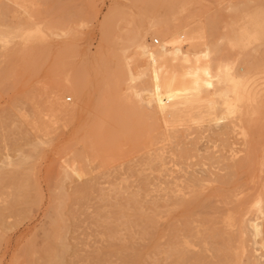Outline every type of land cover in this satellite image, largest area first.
Masks as SVG:
<instances>
[{"label": "rangeland", "instance_id": "374dc122", "mask_svg": "<svg viewBox=\"0 0 264 264\" xmlns=\"http://www.w3.org/2000/svg\"><path fill=\"white\" fill-rule=\"evenodd\" d=\"M156 152L202 179L198 208L156 212ZM259 198L264 0H0V264H121L180 229L186 264H264Z\"/></svg>", "mask_w": 264, "mask_h": 264}, {"label": "bare ground", "instance_id": "6f19581e", "mask_svg": "<svg viewBox=\"0 0 264 264\" xmlns=\"http://www.w3.org/2000/svg\"><path fill=\"white\" fill-rule=\"evenodd\" d=\"M148 41H149V39L148 38H145L144 36H143V38H139V42H138V48L142 51V56L143 57H145V58H150V57H152V55L150 54L152 51L151 50H149V47H148ZM155 42H158V44H159V40L158 39H154V43ZM147 48V50L146 51H144V49H146ZM159 53H161L162 55H167L168 54V48H167V45L166 44H162L159 48ZM151 63H154V59H152L151 58V60H149ZM151 71H152V68H149V67H145L143 70H142V74L143 75H151ZM223 76V75H222ZM230 77V76H229ZM228 77V78H229ZM226 82V81H225ZM229 82H232L233 84H235L236 83V81L234 80V79H232L231 78V80L229 81ZM60 93H68L69 95H68V97H70V96H74L75 98L77 97V95L73 92V89H72V86L71 85H62L61 87H60ZM70 100H72V98H70L69 99V101ZM77 100V99H76ZM52 106H53V108L54 109H56V110H60V111H70L71 109H73V108H75L76 106H77V103H76V101L74 102V103H72V104H66L65 102H60L59 100H55L54 102H53V104H52ZM180 151H182V150H180ZM184 151V150H183ZM189 151H191V150H189ZM210 151V150H209ZM158 152H160V151H158ZM158 152H156V153H154V166L152 167V170H153V174H154V181H155V183H156V185L154 186L155 187V194L152 196L153 198H154V209L156 210V212H158V211H165L167 214L170 212V211H172L173 209L175 210V208L177 207V205H179V204H181V205H183V206H185V209L184 210H186V209H189V208H192V209H194L195 207H197L198 208V204H196L198 201H199V198H201V201H202V197L205 195L204 193H203V191H204V187H203V183L202 182H200V181H202V179H199L198 177H195L194 175L196 174L195 172H193V173H195L194 175H191V178H187L186 179V177H184L183 178V180L181 179V180H178L177 179V175H175L174 176V174H176V172H178V175L180 174V171L178 170V171H176V166H179V165H177L179 162L178 161H176L175 162V158H174V154H171V155H169V156H165L166 154L165 153H158ZM192 152V151H191ZM204 152V151H203ZM211 152H212V150H211ZM182 153V152H181ZM195 153V152H194ZM179 154V153H178ZM199 154V153H198ZM204 154L206 155V153L204 152ZM168 155V154H167ZM187 155H188V153H187ZM196 156H197V154H195ZM195 155H190L191 157L192 156H195ZM207 155L208 156H210L209 155V153H207ZM212 155H213V153H212ZM190 156H187L186 157V159H188ZM198 156H200V155H198ZM181 157V156H180ZM212 157V156H211ZM215 157V155L213 156V158ZM219 157V156H218ZM177 158V157H176ZM183 158V157H182ZM198 158V157H197ZM217 158V157H216ZM192 159V158H191ZM207 159V158H206ZM215 159V158H214ZM218 159V158H217ZM216 159V160H217ZM200 160H202V159H200ZM185 160H183V162H184ZM178 162V163H177ZM181 162H182V159H181ZM210 162V161H209ZM175 163H177V164H175ZM187 162L185 161V164H186ZM197 163H199V164H201V162H197ZM203 163V162H202ZM189 164V163H188ZM196 164V163H195ZM198 164V165H199ZM204 164V163H203ZM213 164H215L214 162H213ZM202 165V164H201ZM210 165H211V162H210ZM217 165V164H216ZM185 166V165H184ZM188 166V165H187ZM192 166V165H191ZM200 166V165H199ZM213 166V165H212ZM189 167V166H188ZM204 167V166H203ZM211 167V166H210ZM181 168H182V171L185 169V168H183V165L182 166H180V170H181ZM194 168V167H193ZM193 168H192V170H193ZM196 169H198V167L196 168ZM202 170V169H201ZM204 170V169H203ZM194 171V170H193ZM211 171V170H210ZM213 171V170H212ZM187 172V171H186ZM190 172V171H189ZM207 172V171H206ZM182 173V172H181ZM186 174V173H185ZM192 174V173H191ZM201 174H202V172H201ZM200 173H199V175H201ZM207 174V173H206ZM199 175H197V176H199ZM203 175V174H202ZM148 176V175H147ZM151 176V175H150ZM145 177V176H144ZM204 178H207V177H205V176H203ZM202 177V178H203ZM204 178H203V180H204ZM185 179V180H184ZM178 180V181H177ZM205 181V180H204ZM207 182V181H206ZM205 182V183H206ZM203 187V188H202ZM211 194V193H210ZM214 194V193H213ZM213 194H211V196L213 195ZM182 198V199H181ZM181 199V200H180ZM185 201V203L186 204H184L183 202ZM182 202V203H181ZM202 203V202H201ZM153 204V203H152ZM180 206V205H179ZM190 206H194V207H190ZM203 206V205H202ZM256 207V206H255ZM254 207V208H255ZM257 207H258V211H260L263 207H264V199L263 198H259L258 200H257ZM179 208V207H178ZM177 210V209H176ZM263 210V209H262ZM198 212V211H197ZM155 213V212H154ZM200 214H201V212H200ZM158 215H160V214H157V216ZM202 215V214H201ZM159 217V216H158ZM158 217H157V219H158ZM249 219V218H248ZM239 221L241 222V225L243 226V228H245V225L247 224V226H248V228H249V226L252 228L253 227V230L254 229H259V225H258V223H256L254 220H245L244 218H240L239 219ZM255 222V223H254ZM170 226H172V224L170 225ZM173 229H171V227H170V229L171 230H173V232L175 233L176 231H174V230H176L177 228H174V227H172ZM169 229V230H170ZM155 230V229H154ZM154 230H152V231H148V230H146V228H142L141 230H140V232L141 233H139V231L137 232L136 230L135 231H130V233H129V230H128V233H129V235L131 234V232L133 233V234H135V235H137V233L139 234L138 236L139 237H149L150 239H151V241H152V239L153 238H155V235L157 234V237L158 238H160L161 237V235H159L158 236V233H157V229L154 231ZM168 230V229H167ZM170 230V231H171ZM169 231V232H170ZM179 232L181 231L182 232V230L180 229V230H178ZM178 231L175 233V235L174 234H172V235H174V237L171 239H167V241H166V244L168 245L169 244V242H170V244H169V246L171 245V243L173 242V243H175L174 242V238L176 237V236H178L179 235V233H178ZM248 231H250V230H248ZM135 232H137V233H135ZM172 231H171V233H173ZM180 232V233H181ZM184 232V231H183ZM182 232V234H180V235H183L184 233ZM185 233H187V232H185ZM132 234V235H133ZM140 234H141V236H140ZM177 234V235H176ZM255 234H256V232H255ZM258 234V233H257ZM128 235V234H127ZM128 235V238H132V236L130 235L129 236ZM180 235L178 236L179 238H181V239H183V236L182 237H180ZM125 236V235H124ZM164 236V235H163ZM187 236L188 235H186V237L184 236V239H183V242H181L182 243V245L181 244H178L179 245V247H181L182 246V248H180V249H178L176 246H175V248L173 247V249H171L172 248V245L174 246V244H172L171 245V247H169V246H166L167 248H169V249H167L166 247H164V245H162L161 243H159V244H161L160 246L162 247L163 246V248H161V247H159L158 245V248H160V249H158L159 251H161V253H159V251H157V250H155L154 251V249H157V248H152V244H150V246L149 245H147L144 249L146 250V251H144V249L143 248H136V247H133V246H127L128 244H126V246H125V242L123 243V246H122V248H123V250H132V252H133V254L128 258L127 256H125V257H127V258H124L123 260H122V262H121V264H140V262H141V260H145V259H147L148 260V257H151L152 258V263H156L157 262V264H160L162 261V258H161V260H158L159 258L156 256V253H157V255H161V257H163V258H165L166 259V263H167V261H170V258H172V257H174V256H176L177 258H178V260L180 261V263H183V262H185V263H183V264H186V263H190V261H192V260H196V261H198L197 259H193V257L190 255V254H192L191 252V249H190V247H191V243H189V241L191 240V239H189V241L187 240ZM136 237V236H135ZM134 237V238H135ZM167 237L169 238L170 237V235L168 236L167 235ZM177 237V238H178ZM127 238V239H128ZM142 239V238H141ZM148 238H145L144 240H147ZM174 239V240H173ZM180 239V240H181ZM132 240V239H131ZM155 240L156 239H154L153 241L155 242ZM169 240H172V242L171 241H169ZM137 241V240H136ZM143 241V240H142ZM152 241V242H153ZM158 241V240H157ZM177 241H178V239H177ZM182 241V240H181ZM152 242H150V243H152ZM153 242V243H154ZM159 242V241H158ZM158 242H155L156 244H158ZM140 243V242H139ZM244 243V242H243ZM130 245H132L131 244V242L129 243ZM149 244V243H148ZM165 244V245H166ZM136 245H137V243H136ZM140 245V244H139ZM144 245V244H143ZM154 245V247L156 246L155 244H153ZM175 245H177V243H175ZM177 245V246H178ZM148 247H151V248H149V249H151V251H149V250H147L148 249ZM164 248H166V249H164ZM157 251V252H156ZM153 252L155 253V256H156V258H157V260L158 261H155L154 259H156V258H154L153 257ZM126 253V252H125ZM125 253H123V254H125ZM159 253V254H158ZM122 254V255H123ZM128 254H130V253H128ZM164 254V255H163ZM159 255V256H160ZM163 255V256H162ZM177 258H175L174 257V260H175V262L177 263L178 262V260H177ZM169 259V260H168ZM177 260V261H176ZM153 261H155V262H153ZM183 261V262H182ZM196 261H195V263H196ZM149 262V261H148ZM160 262V263H159ZM171 262V261H170ZM174 261H172L170 264H172ZM163 263V262H162ZM194 262H191V264H193ZM143 264V263H142ZM146 264V263H145ZM149 264V263H148ZM164 264V263H163ZM177 264H179V262L177 263Z\"/></svg>", "mask_w": 264, "mask_h": 264}, {"label": "built area", "instance_id": "2783aa9c", "mask_svg": "<svg viewBox=\"0 0 264 264\" xmlns=\"http://www.w3.org/2000/svg\"><path fill=\"white\" fill-rule=\"evenodd\" d=\"M155 44H158V42H155Z\"/></svg>", "mask_w": 264, "mask_h": 264}, {"label": "snow or ice", "instance_id": "6c2138e0", "mask_svg": "<svg viewBox=\"0 0 264 264\" xmlns=\"http://www.w3.org/2000/svg\"><path fill=\"white\" fill-rule=\"evenodd\" d=\"M211 85H209V87H210Z\"/></svg>", "mask_w": 264, "mask_h": 264}]
</instances>
